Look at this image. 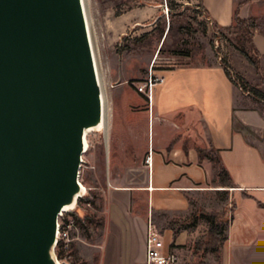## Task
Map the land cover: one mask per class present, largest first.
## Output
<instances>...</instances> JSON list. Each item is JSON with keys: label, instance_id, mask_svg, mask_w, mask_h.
I'll return each mask as SVG.
<instances>
[{"label": "crops", "instance_id": "1", "mask_svg": "<svg viewBox=\"0 0 264 264\" xmlns=\"http://www.w3.org/2000/svg\"><path fill=\"white\" fill-rule=\"evenodd\" d=\"M200 3L204 16L222 32L233 25L236 13L242 20L257 22L253 46L260 70L235 47L227 49L226 61L264 94V0ZM245 50L250 52L248 46ZM210 59L208 65L159 72L166 81L156 89L153 112L148 103L144 107L145 135L137 154L141 163L132 169L142 183L123 186L110 179L99 264H146L149 223L161 233L166 248L177 252L178 264H205L207 256L192 248L194 233L175 229L176 220L189 213L186 195L193 192L229 196L225 207L232 219L221 247V264H264V101L243 92L219 60ZM107 130L108 135L109 126ZM150 152L151 167L145 163ZM212 154L227 171L225 183H215L220 176L215 174Z\"/></svg>", "mask_w": 264, "mask_h": 264}, {"label": "water", "instance_id": "2", "mask_svg": "<svg viewBox=\"0 0 264 264\" xmlns=\"http://www.w3.org/2000/svg\"><path fill=\"white\" fill-rule=\"evenodd\" d=\"M83 0H0V264H59V217L85 197L103 129Z\"/></svg>", "mask_w": 264, "mask_h": 264}, {"label": "rangeland", "instance_id": "3", "mask_svg": "<svg viewBox=\"0 0 264 264\" xmlns=\"http://www.w3.org/2000/svg\"><path fill=\"white\" fill-rule=\"evenodd\" d=\"M85 6L106 98L109 132L88 134L90 150L80 171L87 194L73 215V242L67 250L59 248L60 255L56 252L61 264H99L107 218L105 191L110 179L123 186L142 183L143 178L133 175L132 169L141 163L137 154L145 135L142 113L147 100L136 85L149 76L152 67L159 74L218 59L215 39L220 29L202 15L200 0H85ZM225 34L228 50L247 48V38L241 32ZM90 155L94 159H89ZM211 158L219 175L218 156L212 154ZM218 180L225 183L226 178L215 177V183ZM186 198L189 213L185 219L176 220L175 229L184 227L194 233L192 248L207 256L205 264L209 258L212 264H221V247L232 219L231 210L225 207L228 194L193 192ZM207 215L217 216L224 227L216 242L210 235Z\"/></svg>", "mask_w": 264, "mask_h": 264}, {"label": "built area", "instance_id": "4", "mask_svg": "<svg viewBox=\"0 0 264 264\" xmlns=\"http://www.w3.org/2000/svg\"><path fill=\"white\" fill-rule=\"evenodd\" d=\"M216 53L221 64L225 61L227 51V40L224 36H217L215 39ZM166 81L164 76L156 74L153 67L150 69L149 76L141 83L136 85L139 94L143 95L148 103L150 113L153 112V105L155 101V92L157 87L162 86ZM241 88V86H238ZM242 89V88H241ZM243 90V89H242ZM252 95L250 92H246ZM88 137V136H87ZM87 148L84 156L90 150V144L87 139ZM83 156L82 165L85 162ZM146 164L151 167L153 164V153L150 152ZM87 194V192H86ZM76 208L71 211L64 212L59 217L57 245L56 249L60 247L67 250L73 242L72 232L76 229V223L73 217ZM179 256L171 248H166L164 239L161 233L155 228L152 223H149L146 237V264H178Z\"/></svg>", "mask_w": 264, "mask_h": 264}, {"label": "trees", "instance_id": "5", "mask_svg": "<svg viewBox=\"0 0 264 264\" xmlns=\"http://www.w3.org/2000/svg\"><path fill=\"white\" fill-rule=\"evenodd\" d=\"M200 9H201L202 15H204L202 4H201ZM205 17L208 18L207 16H205ZM214 26H215V28H218L216 25H214ZM256 29H257V22L255 20H242L241 18H239L238 13H236L233 25L230 28L225 29L224 32H222L220 30L221 32L219 31V33H216V36L220 35V36L225 37V35H226L225 33L241 32L247 38V44H248V48H249V51L251 52V54H250V52H247L245 49H238V48H236V49H238L243 54V56L246 58V60L253 67H255L257 70H260L259 54L255 51L254 46H253V33L255 32ZM222 65H223L228 77L235 83V85H237V86L240 85L241 88L243 89V92H245V93L250 92L256 99L264 101V94L261 93L260 91L256 90V89L250 87L249 84L242 77H240L238 74H236L232 70V68L229 66L227 61H224ZM212 161H213V159H212ZM216 162H217L216 164L219 166V171H220L219 176L223 175V176L227 177L228 176L227 171L221 165L220 159L217 158ZM83 200H84V197L79 200L78 205H79V203L83 202ZM88 203H90V202H88ZM78 205H77L76 209L78 208ZM73 215H75V214H73ZM205 217L210 222V235L212 236L213 241L216 242V241H218L219 237L224 233V227L219 222L217 216L207 215ZM59 248L60 247H58L56 249V252L59 250ZM215 251H218V248L215 249ZM57 253L59 254V252H57ZM61 259L62 258H60V260Z\"/></svg>", "mask_w": 264, "mask_h": 264}, {"label": "bare ground", "instance_id": "6", "mask_svg": "<svg viewBox=\"0 0 264 264\" xmlns=\"http://www.w3.org/2000/svg\"><path fill=\"white\" fill-rule=\"evenodd\" d=\"M83 4H84V7H85V10H86V6H85V0H83ZM86 16H87V11H86ZM87 24H88V27H89V33H90V38H91V43H92V46H93V40H92V35H91V30H90V25H89V20H88V17H87ZM94 56H95V51H94ZM95 61H96V65H97V59H96V56H95ZM97 69H98V65H97ZM98 75H99V80H100V83H101V87H102V94H103V102H104V122H103V129H101V131H99L100 133H104L107 135V128H108V115H107V105H106V98H105V93H104V89H103V83H102V78L100 76V73H99V69H98ZM90 132H93V129H91L90 131H87L86 132V138L88 136V134ZM87 142V140H86ZM88 144H86V148H87ZM82 188H83V191L86 193L87 192V189L82 185ZM211 191L212 190H216V189H210ZM217 190H224V189H217ZM75 209V206H72V207H68L66 208L65 210H74ZM59 264H61L59 262Z\"/></svg>", "mask_w": 264, "mask_h": 264}]
</instances>
